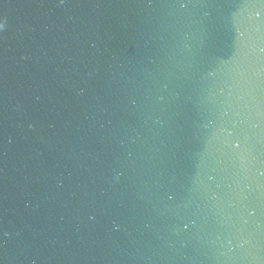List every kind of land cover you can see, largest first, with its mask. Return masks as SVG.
<instances>
[{
  "label": "water",
  "instance_id": "1",
  "mask_svg": "<svg viewBox=\"0 0 264 264\" xmlns=\"http://www.w3.org/2000/svg\"><path fill=\"white\" fill-rule=\"evenodd\" d=\"M38 264H264V0H51Z\"/></svg>",
  "mask_w": 264,
  "mask_h": 264
},
{
  "label": "snow or ice",
  "instance_id": "2",
  "mask_svg": "<svg viewBox=\"0 0 264 264\" xmlns=\"http://www.w3.org/2000/svg\"><path fill=\"white\" fill-rule=\"evenodd\" d=\"M0 28H2V25H0Z\"/></svg>",
  "mask_w": 264,
  "mask_h": 264
}]
</instances>
